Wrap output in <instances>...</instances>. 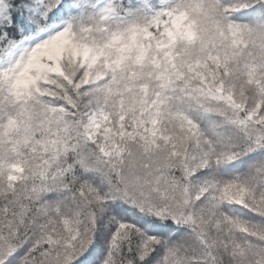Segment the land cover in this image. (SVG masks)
Instances as JSON below:
<instances>
[{
	"label": "snow or ice",
	"instance_id": "obj_1",
	"mask_svg": "<svg viewBox=\"0 0 264 264\" xmlns=\"http://www.w3.org/2000/svg\"><path fill=\"white\" fill-rule=\"evenodd\" d=\"M0 264H264V0H0Z\"/></svg>",
	"mask_w": 264,
	"mask_h": 264
}]
</instances>
